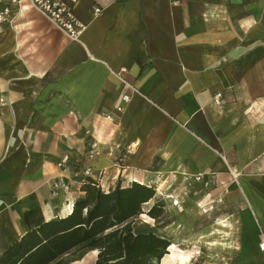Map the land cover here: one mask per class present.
<instances>
[{
    "label": "crops",
    "instance_id": "crops-1",
    "mask_svg": "<svg viewBox=\"0 0 264 264\" xmlns=\"http://www.w3.org/2000/svg\"><path fill=\"white\" fill-rule=\"evenodd\" d=\"M74 14L80 42L27 4L0 25V258L69 215L89 168L106 191L190 185L171 225L147 209L134 224L169 242L158 264H264L263 1L80 0Z\"/></svg>",
    "mask_w": 264,
    "mask_h": 264
},
{
    "label": "trees",
    "instance_id": "trees-1",
    "mask_svg": "<svg viewBox=\"0 0 264 264\" xmlns=\"http://www.w3.org/2000/svg\"><path fill=\"white\" fill-rule=\"evenodd\" d=\"M79 188L82 196L65 219L26 234L5 251L0 264L59 263L79 248L99 250L96 264H101V258L102 264H158L168 254V241L132 230L133 219L144 214L142 206L155 198L154 188L133 182L127 188L106 191L90 177H84ZM145 215L154 221L156 229H164L174 221L168 219L164 203L158 200Z\"/></svg>",
    "mask_w": 264,
    "mask_h": 264
},
{
    "label": "built area",
    "instance_id": "built-area-1",
    "mask_svg": "<svg viewBox=\"0 0 264 264\" xmlns=\"http://www.w3.org/2000/svg\"><path fill=\"white\" fill-rule=\"evenodd\" d=\"M80 0H10L8 5L0 10V25L11 24L15 14H18L27 4L40 17L47 21L55 30L60 32L66 39L72 42H80L84 27L76 18L74 10ZM116 1V0H112ZM93 16H100L103 12L102 8L93 7ZM218 97H220L218 95ZM123 102L128 101V97L122 98ZM217 103V101L215 100ZM121 108H118L120 111ZM100 155V151L95 143L89 145L86 153L87 159H93ZM69 162V157L64 156L58 163L59 167L66 165ZM84 177L91 175L89 168L83 172ZM199 180V178H197ZM59 184H53V189L56 190ZM73 205L71 207L72 211ZM260 252H264V240L259 244Z\"/></svg>",
    "mask_w": 264,
    "mask_h": 264
},
{
    "label": "rangeland",
    "instance_id": "rangeland-1",
    "mask_svg": "<svg viewBox=\"0 0 264 264\" xmlns=\"http://www.w3.org/2000/svg\"><path fill=\"white\" fill-rule=\"evenodd\" d=\"M262 1H263V6H264V0H262ZM263 27H264V19H263ZM147 186L154 188L156 190V195H155V198L152 199V202L151 203H149V204L147 203L148 205H143L142 206V212H143L144 209H147L148 210L155 201H157V200L158 201H162L164 203V208L166 210V213L169 215V216L167 215L168 216V219H169V218H174V216L176 214L175 211L173 209H171V208H173L172 206H174L173 205V201H174V199L176 197H177V199L179 201L181 200V197H182L183 198L182 200H183L184 203H187V204H190L191 203V194H192V191L189 190L190 189V185H188V186L185 185L183 187H179L180 188L179 194L176 195V196H174V195L172 196L173 198L175 197L174 199H170L172 197H169L168 195L166 196L165 193H161L159 191L160 190V187H158L156 184H154V185H148L147 184ZM81 196H82L81 194L78 195L75 198V201L77 199H79ZM73 205H74V203H73ZM139 217L140 216H137V218L133 219V223H132V230H133V232L136 233L138 231H140V232L142 231L143 233H151L152 231H150V230H152V229L148 228L150 225H146L147 223H145V225H143L144 223L138 224V226H145V228H141V229H138V227H136V225L134 226V224H137V222H140L141 221V219ZM151 225L154 226V221L151 222ZM95 250H97V249H95ZM91 251H93V250L86 251L84 249L81 250L79 248V249H76V250L72 251L70 254L62 257L61 258V261L59 263H57L55 261L52 264H72V263H75L77 261H81L85 257V255H87ZM165 252H166V250H165ZM99 253H100V251L97 250V255H96L94 264H96L98 262ZM102 263H103V260L101 258V264ZM152 264H155V261Z\"/></svg>",
    "mask_w": 264,
    "mask_h": 264
},
{
    "label": "bare ground",
    "instance_id": "bare-ground-1",
    "mask_svg": "<svg viewBox=\"0 0 264 264\" xmlns=\"http://www.w3.org/2000/svg\"><path fill=\"white\" fill-rule=\"evenodd\" d=\"M71 211V210H70Z\"/></svg>",
    "mask_w": 264,
    "mask_h": 264
}]
</instances>
